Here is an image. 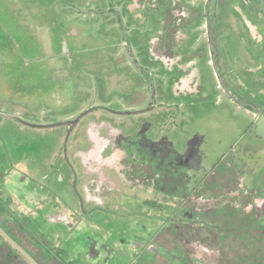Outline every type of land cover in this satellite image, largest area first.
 <instances>
[{"label":"rangeland","instance_id":"1","mask_svg":"<svg viewBox=\"0 0 264 264\" xmlns=\"http://www.w3.org/2000/svg\"><path fill=\"white\" fill-rule=\"evenodd\" d=\"M185 1L212 22L210 34L203 24L185 38L189 52L206 55L211 62V36L221 55L220 66L227 70L226 80L235 86L234 74L243 76L242 69L254 74L264 65V0ZM131 4L132 0H0V221L40 260L38 247L44 245L53 257L45 259L46 264H61L63 257L66 264H75L67 245L76 250L93 236L101 238L84 223L92 220L87 208L93 204L83 209L78 197L85 174L79 153L89 143L84 125L71 133L64 125L77 115L88 111L85 119L117 124L122 120L126 134L143 120H153L154 133L182 138L199 132L208 163L234 147L230 155L235 160H244L256 174L264 171L261 109L253 104L252 112L230 101L222 88L217 89L214 70L207 67L201 69L204 102L173 95L171 75L147 58L155 32L153 16ZM249 79L257 82L260 76L255 73ZM151 105L154 110L148 111ZM121 111L138 114L124 116ZM156 199L160 205L177 203L162 195ZM65 205L75 221H84L70 236L72 243L66 244L57 237V226L46 223L47 215ZM157 216L153 224L159 225L164 216ZM94 218L97 223L103 219ZM108 219L113 236L136 222L128 217L122 225V219ZM68 235L64 231L63 238ZM62 243L67 249L63 257ZM4 251L12 257L11 264H29L6 246Z\"/></svg>","mask_w":264,"mask_h":264},{"label":"flooded vegetation","instance_id":"2","mask_svg":"<svg viewBox=\"0 0 264 264\" xmlns=\"http://www.w3.org/2000/svg\"><path fill=\"white\" fill-rule=\"evenodd\" d=\"M175 1L178 6L164 21L163 12L155 10V3L140 6L132 0L133 6L140 10H148L151 5L149 14L153 16L155 32L150 37L152 44L146 54L153 66L171 75L172 94L183 96L187 101L204 102L206 91L201 69L212 68L218 80L217 89L222 88L224 96L252 112L251 105L256 104L257 109H261L258 116L264 117V65L255 72L260 76L257 82L249 79L255 74L252 70L242 69L243 76L240 72L234 74L236 86L229 83L227 70L220 66L221 55L216 53L211 36L214 51L211 62L206 55L191 53L185 47V38L194 28L207 24L210 34L212 22L199 7H191L185 0ZM165 25H169L168 32L163 29ZM246 26L249 29L248 23ZM252 26L256 32L258 27ZM261 57L264 59V53ZM244 83L245 88L239 89ZM152 110L153 105L148 111ZM130 114L138 113H122L124 116ZM87 116L88 111L73 118L77 119L75 122L69 120L72 123L64 125H69V133L75 127L85 126L89 146L79 153L85 174L78 197L83 209L86 203L93 204L91 210L87 208L92 220L94 217L103 219L97 220L98 223L95 220L84 222L82 218L75 221L76 216L70 214L67 205L58 213L56 210L53 215L46 216V223L57 226L56 231L60 230L57 237L65 244L72 243L70 236L83 222L101 233V238L93 236L79 244L76 250L68 244L73 251L72 255L69 253L70 262L264 264V171L256 174V169L244 160H235L230 155L234 147L208 163L203 149L205 139L199 132L182 138L154 133L157 125L153 120H143L132 134H126L122 130V120L117 124L110 119H85ZM76 191L78 193L77 188ZM159 195L168 198L170 203L173 200L177 203L160 205L156 199ZM120 210L122 214H119ZM162 213V222L153 224L158 220L155 215L158 217L157 214ZM109 215L122 219V225L128 217L136 218V222L128 230L122 229L119 236H113ZM99 223L106 224L108 230L102 229ZM64 231L69 235L63 238ZM7 232L40 264L53 258L45 246L39 244L43 259L40 260L12 232ZM64 243L60 246L62 257L67 250ZM224 249L231 253L226 255ZM54 260L58 258L54 256ZM61 260V264H66Z\"/></svg>","mask_w":264,"mask_h":264},{"label":"trees","instance_id":"3","mask_svg":"<svg viewBox=\"0 0 264 264\" xmlns=\"http://www.w3.org/2000/svg\"><path fill=\"white\" fill-rule=\"evenodd\" d=\"M135 1H136V4L140 6H142L145 3H148V4H150L151 2L155 3V10L158 9L160 13L163 12L161 16L162 18H164V21L167 18L168 14H170L171 12L175 10L176 5L178 4L177 1L175 0H135ZM148 8H149L148 11L151 12V5L148 6ZM168 26L169 25H165V27L163 26L164 27L163 29H165L166 32H168L169 30ZM0 225L1 226L3 225L1 221H0ZM0 241H3L2 243L4 244V246L3 245L0 246V257L1 255L4 256L0 264H11L12 260L10 259H12V257H9V254L5 253L4 247L5 246L7 247V249L9 250V253H16L18 256H20V254L16 250H14L13 247L9 243H7L1 235H0Z\"/></svg>","mask_w":264,"mask_h":264},{"label":"water","instance_id":"4","mask_svg":"<svg viewBox=\"0 0 264 264\" xmlns=\"http://www.w3.org/2000/svg\"><path fill=\"white\" fill-rule=\"evenodd\" d=\"M0 235L14 250L18 251L30 264H40L21 244H19L1 225Z\"/></svg>","mask_w":264,"mask_h":264}]
</instances>
